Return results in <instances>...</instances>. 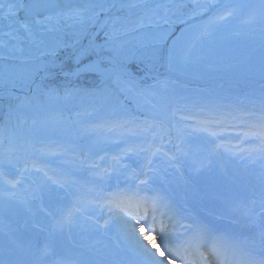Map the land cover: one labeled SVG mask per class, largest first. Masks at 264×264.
I'll list each match as a JSON object with an SVG mask.
<instances>
[{"label":"snow or ice","instance_id":"snow-or-ice-1","mask_svg":"<svg viewBox=\"0 0 264 264\" xmlns=\"http://www.w3.org/2000/svg\"><path fill=\"white\" fill-rule=\"evenodd\" d=\"M240 7L221 0H79L71 4L67 0H0V89L19 86L31 93L23 98L10 91L6 93L8 120L25 103L39 106L42 97L57 98L56 90L44 81L52 75L58 52L72 47L69 55L78 65L73 74L96 72L105 79H114L128 102L124 105L118 98L105 95L104 99L112 100L122 115L104 120L94 128L106 129L122 138L141 139L140 143L117 139L115 143L123 146L114 154L99 156L103 163L89 155L74 156L76 166L87 167L97 180L93 189L86 191L99 194L92 199L81 195L67 211L59 215L49 213L54 223L43 244L35 237L17 236L15 230L0 219V264H127L121 253L112 248L97 249L85 244L82 245L84 251L69 255L57 241V234L70 230L77 216L84 215L89 205H95L106 216L105 227L110 220L119 224L129 246L143 257L142 264H165L166 261L174 264L175 258H180L182 264H212L208 257H213L215 264H225L222 256L226 259L228 254L245 257L236 264H264V258L257 260L244 250L245 246L257 242L264 250V99L258 110H234L255 121L243 135L255 137L258 143L255 147L229 148L233 155L245 161V176L235 192L227 196L216 194L217 199H224L234 222L249 229L250 235L240 233L226 237L210 222L187 211L173 195L171 181L166 174H161L153 160L159 154L166 159L168 167L176 169L183 178L181 162L190 153L179 130L175 142L168 137L174 151L165 152L162 145L155 143L158 135L163 138L169 131L158 118V109L167 99L158 95L157 85L161 81L157 79L150 84L147 79L161 67L169 73L184 74L190 66L202 61V42L212 35L213 29L234 18ZM243 7L251 10L243 23L259 22L264 39V0ZM206 14L209 18L203 21L201 17ZM72 25L77 29L71 33L73 43L69 44L64 38L69 35L65 28ZM80 37L88 39L87 45L79 44ZM97 37H101L102 42H98ZM89 56L94 59L80 65V61ZM13 99L20 100L21 104L13 106ZM129 106L134 107L130 110ZM146 106L151 109L148 114L141 111ZM229 118L235 117L232 113H210L207 119L197 121L194 131L221 137L234 127ZM60 149L61 154L75 153L70 146L61 145ZM30 150V145L17 144L6 129H0V211L13 204L29 205L41 198L44 185H29L30 171L42 172L46 179H53L35 160L28 158ZM48 150L52 151L50 147ZM251 165L258 170L250 172ZM113 175L124 176L131 183L105 192L100 184ZM54 183L63 188L78 181L70 174L58 173ZM146 224L152 232H159L168 255H163L148 240L144 234ZM161 256L163 258L158 259Z\"/></svg>","mask_w":264,"mask_h":264},{"label":"rangeland","instance_id":"rangeland-1","mask_svg":"<svg viewBox=\"0 0 264 264\" xmlns=\"http://www.w3.org/2000/svg\"><path fill=\"white\" fill-rule=\"evenodd\" d=\"M221 2L238 4L242 7L238 8L234 18H230L229 22L220 28L213 29L212 35L202 42L204 59L190 66L185 72L186 76L190 75L194 81L188 83L179 77V73H169L163 67L158 69L157 72L164 76L162 75L161 80L159 79L161 83L157 85V92L159 96L167 99L163 107L158 109L160 120L163 121L166 118L168 121H174L175 119L169 114L171 107L189 104L201 106L207 103L210 108L219 107L235 110L238 108L243 112L259 109L261 100L264 99V39L261 38V25L259 22L247 25L243 23L251 12L249 8L243 6L254 4L256 0H221ZM242 13H245V15L237 19L236 17ZM207 15H204L201 19ZM76 29L77 26H74L65 31L69 35L64 38L68 40L69 44L73 43L70 37ZM97 41L102 42L101 37H97ZM87 43V38H79V44L87 45ZM253 50L259 51V58L252 60V58L244 56L243 53L249 54ZM72 51V47H67L58 52L56 65L51 69L52 75L44 81L46 85L56 90L57 98L49 100L47 97H42L39 106L25 103L17 109L16 115L11 120L7 118L9 99L0 98V129H6L7 134L13 136L17 144H27L31 147L40 148L41 145L50 141L53 146L73 147L75 153H67L64 159L65 163L56 162V166L61 170L66 169L67 172L73 171L78 179H87L89 170L87 167L78 168L76 166L75 155L81 157L89 155L96 159L98 163H103L99 160V156H105V153L114 154L117 151L115 147H111L110 149L92 152L88 146L90 140L104 139V136H101L102 129H95L94 125L122 115L120 108L112 100H105L104 96L118 98L124 105H127L128 102L114 79H102L96 72L73 74L78 65L75 59L69 55ZM91 59H94V57H85L80 61V65L88 63ZM132 70L135 71V68L132 67ZM40 75L43 76L44 73L41 72ZM137 75L141 74L138 73ZM155 82V79H147V83L154 84ZM153 102L155 103V101ZM11 103L15 106L21 104V101L13 99ZM133 107L129 106V109L132 110ZM141 111L148 114L151 109L146 106ZM136 115L142 116L140 112H137ZM242 118H244V123L237 129L240 134L235 139V142H239L233 145L227 144V147L224 148L227 152H232L229 150L230 147L249 148L255 147L258 143L255 137H245L243 135L255 121L251 117L242 116ZM168 126L171 127V124H165L166 128ZM171 135L172 133L168 131L167 135H163V139H168ZM136 138L137 141L141 142L139 137ZM161 139L160 135L156 137L157 141ZM49 146L51 145L49 144ZM162 147L163 151L168 152L165 146ZM30 154H33L35 158L43 159L41 153L36 149H33ZM233 156L237 157L236 155ZM153 160L154 165L160 169L161 174H166L167 179L171 181L169 186L173 189V195L180 202V205L201 219H203L202 215L204 213L205 215L209 214L203 209L200 202H197L195 206L190 202L192 191L195 190L203 198L204 195L213 194V189L226 187L231 192H235L239 188L227 186L228 177L222 181L208 180V182L203 183L191 181V185L187 186L189 185V178L181 168L180 172L183 173V178L179 176L176 169L169 168L166 159L161 158L159 154ZM128 162L131 163V161ZM132 166L135 167L133 163ZM249 167L252 170H258L257 166L251 165ZM34 172H29L28 175L32 174L33 178H38V174H34ZM202 178H206V176L204 175ZM88 182L93 188L94 183L92 180L88 179ZM27 183L31 185L29 181ZM116 183L120 185L117 186ZM130 183L131 181L126 180L124 176L113 175L105 178L101 187L105 192H111L117 190V187L124 188L126 184ZM189 189L191 190L189 191ZM56 193L57 195L60 194V192ZM58 199L59 197L54 199L56 204H58ZM45 203L51 206L55 204L46 198L36 199L29 205H19L17 208L19 213H16L15 216L21 218L20 220L12 221L10 216L5 218L4 215H1L0 219L14 229L17 236L22 238L35 237L43 244L46 242L49 233L46 228L53 226V223L48 225L46 221L45 212L49 207ZM88 209L89 214L78 215L70 230H67L68 238L74 242L77 241L75 244H88L100 249L112 248L119 251L127 262L142 264L143 257L129 246L120 232L119 224L110 220L108 226L105 227L104 219L106 216L100 209L95 205H89ZM4 210L8 211V208ZM210 215L212 214L210 213ZM87 217H91V219ZM96 221H99V223L97 224ZM233 226L222 227L219 230L223 231L222 234H251L240 228L237 229L235 224ZM144 234L155 245V248L160 249L163 255H167L165 245L161 242L158 231L152 232L146 224ZM162 258V256L158 257V259ZM165 264H167V261ZM174 264L182 263L174 260Z\"/></svg>","mask_w":264,"mask_h":264},{"label":"trees","instance_id":"trees-1","mask_svg":"<svg viewBox=\"0 0 264 264\" xmlns=\"http://www.w3.org/2000/svg\"><path fill=\"white\" fill-rule=\"evenodd\" d=\"M245 13L240 14L239 17H243ZM209 16L207 15L205 18H203V21H207ZM244 56H248L250 58L256 59L259 58V51H252L249 54L246 52L243 53ZM186 75V73H184ZM259 75V73H257ZM188 77L190 75H187ZM203 114L209 113L208 110H201ZM218 111V110H216ZM211 113H213L211 111ZM217 115H224L231 113V111L227 109L220 110ZM169 114L172 118H174V121H168L166 118L163 120L164 125H170L167 128L169 129V132H172V134L179 135L182 138V141L184 143V146L189 150V155L183 160L184 166L186 169L193 170V166L197 168H203L204 171L207 174H210L211 177H219L222 178L224 175V172L227 174H230V177L232 178L233 182L237 185H240L242 182L243 177L245 176V170L242 165H240L237 162L229 161L226 155H214L211 149L212 142L216 140V138L221 137H228L234 138L238 135L237 132H230L227 131L223 133L221 137H214L209 136L207 133L202 132H196L194 131V128L196 126L197 121L207 119L208 117H205L204 115H201L197 117V112L190 111L188 109H176V107H171V110L169 111ZM143 119V117H140ZM173 122V123H171ZM102 129V128H101ZM104 136V139H97L94 142L97 144H100L103 147L109 146L112 142L116 141L117 139H128L130 142L136 143L137 141L133 139V137H120L118 134H113L111 132H108L106 129H102L101 136ZM198 140V142H197ZM207 141V144L205 142ZM93 143V142H92ZM194 144L195 147L193 148L191 144ZM169 147H171L170 143H168ZM97 146V145H94ZM123 145L119 144L120 148ZM225 164L232 166L229 171H224ZM224 207H227V204H224ZM229 211V208H227Z\"/></svg>","mask_w":264,"mask_h":264},{"label":"water","instance_id":"water-1","mask_svg":"<svg viewBox=\"0 0 264 264\" xmlns=\"http://www.w3.org/2000/svg\"><path fill=\"white\" fill-rule=\"evenodd\" d=\"M0 91L2 92V91H4L3 93H7L8 91H10L12 94H19V93H26V92H28V90L27 89H7V90H5V89H0Z\"/></svg>","mask_w":264,"mask_h":264},{"label":"bare ground","instance_id":"bare-ground-1","mask_svg":"<svg viewBox=\"0 0 264 264\" xmlns=\"http://www.w3.org/2000/svg\"><path fill=\"white\" fill-rule=\"evenodd\" d=\"M67 2L69 3V4H71V3H76V2H79V0H67ZM69 23V25H71V22H68ZM75 25H72V26H70V27H67V28H65V31H67V29H69V28H71V27H74ZM103 67H108L107 65H104ZM100 75V74H99ZM100 77H101V75H100ZM102 79H103V77H101Z\"/></svg>","mask_w":264,"mask_h":264}]
</instances>
